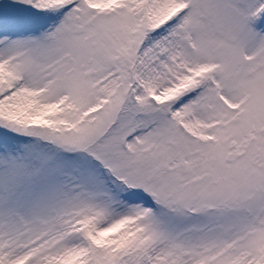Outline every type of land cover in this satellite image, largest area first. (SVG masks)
Returning <instances> with one entry per match:
<instances>
[{"label":"snow or ice","instance_id":"6c2138e0","mask_svg":"<svg viewBox=\"0 0 264 264\" xmlns=\"http://www.w3.org/2000/svg\"><path fill=\"white\" fill-rule=\"evenodd\" d=\"M0 264H264V0H0Z\"/></svg>","mask_w":264,"mask_h":264}]
</instances>
